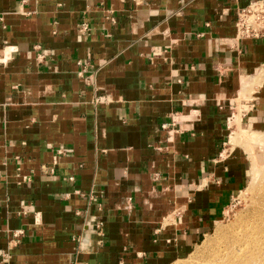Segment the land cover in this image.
<instances>
[{
    "label": "crops",
    "instance_id": "0c3cea01",
    "mask_svg": "<svg viewBox=\"0 0 264 264\" xmlns=\"http://www.w3.org/2000/svg\"><path fill=\"white\" fill-rule=\"evenodd\" d=\"M251 1L0 0V264L194 251L246 185L224 148L244 88L264 122V40L234 42Z\"/></svg>",
    "mask_w": 264,
    "mask_h": 264
},
{
    "label": "rangeland",
    "instance_id": "374dc122",
    "mask_svg": "<svg viewBox=\"0 0 264 264\" xmlns=\"http://www.w3.org/2000/svg\"><path fill=\"white\" fill-rule=\"evenodd\" d=\"M251 81L253 87L261 84L258 76L255 75ZM248 88H244L238 95L239 98L233 101L228 125V145L224 147L231 153L238 154L245 164L246 185L215 216L213 227L207 236L197 243L194 251L172 264H229L226 258L239 259L237 264L244 261H247V264H255L252 263L255 259L259 261L256 264H264V256L258 254L260 253L259 245L262 246L264 239L261 235L256 240L253 238L262 230L264 234L260 221L262 206H264V122L257 126L259 128L253 125L252 127L245 126L249 105L244 106V104L249 99L246 98L244 102L241 100L248 91L255 89ZM251 113H249L250 116ZM177 213L178 211L172 212L171 217H175ZM247 239L255 242V245L249 248L246 245Z\"/></svg>",
    "mask_w": 264,
    "mask_h": 264
},
{
    "label": "built area",
    "instance_id": "2783aa9c",
    "mask_svg": "<svg viewBox=\"0 0 264 264\" xmlns=\"http://www.w3.org/2000/svg\"><path fill=\"white\" fill-rule=\"evenodd\" d=\"M236 35L234 42L239 43L247 40H264V0L251 1L246 7L241 8L236 14ZM43 60V56H39ZM79 75L83 77L86 73V62H78ZM165 128V125L162 126ZM69 181H73L72 178ZM99 228V226H97ZM22 232L16 231L11 234L12 240L16 241Z\"/></svg>",
    "mask_w": 264,
    "mask_h": 264
},
{
    "label": "bare ground",
    "instance_id": "6f19581e",
    "mask_svg": "<svg viewBox=\"0 0 264 264\" xmlns=\"http://www.w3.org/2000/svg\"><path fill=\"white\" fill-rule=\"evenodd\" d=\"M263 198H264V196H263ZM261 213H262V217H263V220H261L262 219V217L260 218V221H261V223H262V225H263V229H264V206H262V211H261ZM263 233V230L261 231V232H259L258 234H257V236L256 237H253L255 240H256V238L258 237V236H262L263 237V239H264V234H262ZM246 245L249 247V248H251L252 246H254L255 245V242H251V241H249V239H247L246 240ZM259 249H260V253H258V254H260L262 257L264 256V241H263V243H262V246L261 245H259ZM263 254V255H262ZM242 257H245V256H242ZM256 258H258L257 256H256ZM226 260H227V263H229V264H237L238 263V261H239V259H229V258H226ZM256 262H259L257 259H255L252 263H255L256 264ZM178 263V262H177ZM176 264V263H175ZM241 264H247V261H244V262H242ZM258 264V263H257Z\"/></svg>",
    "mask_w": 264,
    "mask_h": 264
}]
</instances>
